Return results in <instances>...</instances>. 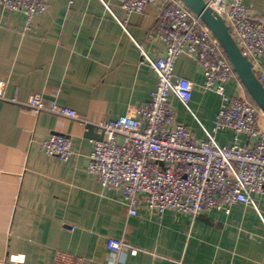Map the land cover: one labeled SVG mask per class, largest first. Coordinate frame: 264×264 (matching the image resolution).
I'll return each mask as SVG.
<instances>
[{
	"label": "crops",
	"instance_id": "0c3cea01",
	"mask_svg": "<svg viewBox=\"0 0 264 264\" xmlns=\"http://www.w3.org/2000/svg\"><path fill=\"white\" fill-rule=\"evenodd\" d=\"M243 2L264 22V0ZM108 7L100 0H49L27 25L22 12L0 4V261L53 264L63 252L80 264H264V196H254L255 206L236 203L226 213L217 205L194 219L171 210L159 218L142 205L130 216L120 193L87 173L90 141L101 136L98 123L146 104L156 86L141 48L151 57L164 51L156 36L158 6L141 14L126 13L119 0ZM173 72L193 83L190 110L170 96L176 119L205 139L220 97L203 89L190 57L181 55ZM241 90L232 77L227 93ZM35 92L46 105L74 109L79 119L31 110L26 102ZM53 133L72 136L67 162L40 149ZM233 135L214 133L221 145H230ZM238 141L247 145L248 136L241 133ZM111 237L137 254L111 253Z\"/></svg>",
	"mask_w": 264,
	"mask_h": 264
},
{
	"label": "built area",
	"instance_id": "2783aa9c",
	"mask_svg": "<svg viewBox=\"0 0 264 264\" xmlns=\"http://www.w3.org/2000/svg\"><path fill=\"white\" fill-rule=\"evenodd\" d=\"M100 1L110 11L109 0ZM119 1L128 14H141L148 5L158 6L156 36L164 51L151 57L140 47L144 63L156 74V86L146 104L113 121L98 123L101 136L90 141L87 173L103 188L118 191L130 216H135L141 205L159 218L171 210L193 219L217 205H224L226 213L236 203L255 206L254 196H264V112L239 95L227 93V83L236 75L218 41L181 0ZM205 1L224 18L264 85V22L255 19L243 0ZM0 4L9 11L22 12L29 25L46 10L49 0H0ZM181 55L198 64L203 89L220 97L213 127L204 129L205 139H197L178 122L170 104L174 95L190 110L193 83L173 72ZM26 105L36 113L79 119L74 109L55 102L46 105L40 92L32 93ZM226 130L234 133L233 142L221 145L214 133ZM241 133L248 136L247 145L239 143ZM39 144L44 155L61 162L74 153L71 135L53 133ZM106 248L115 255L124 250L138 252L122 238H108ZM0 264L11 263L3 260ZM53 264H80V259L58 252ZM173 264L189 263L179 260Z\"/></svg>",
	"mask_w": 264,
	"mask_h": 264
},
{
	"label": "water",
	"instance_id": "95a60500",
	"mask_svg": "<svg viewBox=\"0 0 264 264\" xmlns=\"http://www.w3.org/2000/svg\"><path fill=\"white\" fill-rule=\"evenodd\" d=\"M209 28L231 64L240 84L259 109L264 112V85L258 79L249 58L244 55L230 33L224 18L205 0H181Z\"/></svg>",
	"mask_w": 264,
	"mask_h": 264
},
{
	"label": "trees",
	"instance_id": "16d2710c",
	"mask_svg": "<svg viewBox=\"0 0 264 264\" xmlns=\"http://www.w3.org/2000/svg\"><path fill=\"white\" fill-rule=\"evenodd\" d=\"M236 75V74H235ZM242 86V85H241ZM239 97L241 99H244L246 101H248L250 104H252L253 106H256L257 105L254 103V101L250 98L249 94L246 92V90L243 88L242 86V90H241V93L239 94Z\"/></svg>",
	"mask_w": 264,
	"mask_h": 264
}]
</instances>
